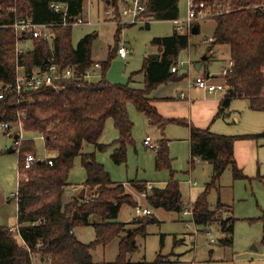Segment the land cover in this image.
<instances>
[{
	"label": "trees",
	"instance_id": "16d2710c",
	"mask_svg": "<svg viewBox=\"0 0 264 264\" xmlns=\"http://www.w3.org/2000/svg\"><path fill=\"white\" fill-rule=\"evenodd\" d=\"M83 0H0V24L10 23L15 17H29L36 23H58L60 14L54 12L51 2L68 3L69 14L83 15ZM203 1L209 8L220 4L229 10L216 13L212 19L215 26L208 45L211 51L217 45H227L232 66L222 77L227 86L219 101L213 118L227 117L232 99H246L253 111H264V0H195ZM105 5L118 6L119 0H103ZM148 14L157 20H172L178 16L177 0H150ZM198 24V22H197ZM71 25L55 24L52 40L32 38L31 49L18 58L15 53V32L12 28H0V86L12 82L17 62L27 66L41 64L46 58L62 67L78 64L83 71L96 60L92 59L94 34H86L75 46L71 43ZM148 27V25L146 26ZM119 28H116L118 32ZM208 40V39H207ZM189 35L177 33L154 37L151 44L159 51L158 59H143L140 72L143 73V87L131 86L132 76L125 84L109 82L105 78L109 62L114 55L108 50L107 57L99 61L100 77L88 80L74 78L61 82L58 90L43 88L25 92L17 103L14 92H6L0 99V122L13 123L16 111L24 112L23 131L42 136L43 147L54 156L35 161L29 168L23 167L25 156L35 153L33 139H23L13 146L18 154L16 185L17 238L10 226L0 223V264H33L36 256L39 264H94L93 250L97 245L105 246L124 230L125 235L118 242L117 256L113 261L98 264H172L163 259L160 252L152 261H130L127 254L137 249L136 237L146 236V227L159 223L152 215H142L131 220L133 227L116 221L120 206H136L130 194L124 192L121 182L114 181L109 172L95 158L96 151H105L114 146L110 157L115 164L125 162L127 148L134 144L133 123L129 118L127 105L131 103L150 123L161 131L166 123L179 119L161 117L149 97L159 84L178 82L186 74L171 72L178 54L187 48ZM117 49V48H116ZM208 57V56H207ZM200 62V61H199ZM111 119L117 132L109 144L101 143L105 122ZM189 157L208 162L212 167L211 179L190 204L192 220L196 226H207L218 221L227 235L223 244L230 243L233 233V217L223 218L220 200L210 209L208 196L212 190H219V178L230 167L234 178H245L234 158V143L239 139H256L260 134L224 135L207 128L189 125ZM14 140V144L16 145ZM168 139H159L154 150L156 169H167L170 177L165 186L147 190V182L129 180L138 192H147L146 203L152 208L169 212H181L182 195L178 181L173 178L172 159L169 157ZM91 144L93 151L83 152V145ZM79 157L85 170L83 185L93 190L89 198L79 194L64 199L65 189L70 185L68 174L74 159ZM51 161V164L48 163ZM151 211V210H150ZM92 225L94 239L82 242L75 236L77 227ZM162 240V236H161ZM39 244V245H38Z\"/></svg>",
	"mask_w": 264,
	"mask_h": 264
},
{
	"label": "rangeland",
	"instance_id": "374dc122",
	"mask_svg": "<svg viewBox=\"0 0 264 264\" xmlns=\"http://www.w3.org/2000/svg\"><path fill=\"white\" fill-rule=\"evenodd\" d=\"M91 2V1H90ZM90 3H88L89 5ZM178 19L186 17L187 0H177ZM109 6L103 0H92L91 5L85 6L83 15L90 23L72 25L71 43L73 46L86 34L96 35L92 43L91 57L94 60L103 61L107 57L108 50L114 55L106 70L105 78L109 82L125 84L132 76L131 86L141 88L143 86V73L140 72L143 59L153 54H158V47L151 44L154 37H164L173 33L174 26L171 20H154L148 27L132 25L104 23ZM122 23V22H121ZM199 31L195 34L185 28L177 33L189 35L187 48L181 50L177 61H186L180 67L178 74L187 73V83L194 78L208 72L212 80H221V71L229 65V47L217 45L208 51L209 39L215 26L212 17L198 22ZM119 28L118 32L116 28ZM119 42L127 50L126 57L118 56L117 49ZM203 55L208 56L198 71L194 66ZM188 61V62H187ZM202 62V61H201ZM98 77V76H97ZM95 81V79H93ZM214 81V82H215ZM186 83V85H187ZM186 87V86H184ZM192 87V86H191ZM179 85L175 82H168L156 90L159 94H171L176 96ZM220 96V95H219ZM129 118L131 119L132 137L134 144L127 148L125 162L115 164L110 154L114 146H109L105 151H96L95 158L105 170L109 172L114 181L121 182L124 192L130 194L133 201L140 202L143 207L151 210L152 215L159 223H151L146 227V236L136 237L137 249L127 254L130 261L147 260L152 261L160 252L163 259H168L172 264H264V136L256 139L247 138L241 140L236 146L237 152L244 157L242 164L245 178H234L230 167H227L219 178V190H212L208 196L210 209H214L218 200L223 205L222 217H233V233L230 243L223 244L226 233L215 221L207 226H196L191 215H183L184 209H189L190 204L197 195L210 182L212 167L208 162L196 161L193 170L190 172L192 181L196 184L189 188L185 180L188 179V151L184 139L188 135L186 126L177 123L165 124V136L176 140L170 141L173 144V178L178 181L182 195L183 209L181 212H169L161 208H152L146 203V198L139 196L129 184V180L146 181L151 188L163 187L170 177L167 169H156L154 166V150L143 145L142 140L149 135L152 140L159 138L160 129L129 103L127 105ZM227 117L216 118L210 126L214 133L224 135L238 134H260L264 131V111H253L248 106L246 99L235 98L231 101ZM236 117V121L233 119ZM183 117L180 119L182 120ZM21 138L33 139L35 155L38 158L54 156V152H47L43 147L42 139L35 134L22 131ZM4 141L3 151L14 144L13 137L2 136ZM19 136V133L17 134ZM117 136L111 119H107L100 142L109 144ZM169 143V151H170ZM91 144L83 145V152L93 151ZM32 153V152H31ZM9 159L15 164L3 172V180L6 185H11V191H0V222L5 226L16 224V199L13 193L16 192L18 154L11 152ZM85 170L80 163L79 157L74 159L72 168L68 174L69 186L65 189L64 199L79 194L83 189L84 198H89L93 190L83 185ZM70 186L77 189L72 191ZM141 216H135L134 207L128 204L120 206L116 221L124 222L125 228L133 227L131 220ZM16 238V232L13 234ZM125 235L124 230L108 242L105 246L97 245L92 253L94 264L102 261H113L118 252V242ZM75 236L82 242H90L94 239L92 225L77 227ZM162 236V240H161ZM18 239V238H17ZM33 264H39L36 256L32 257Z\"/></svg>",
	"mask_w": 264,
	"mask_h": 264
},
{
	"label": "built area",
	"instance_id": "2783aa9c",
	"mask_svg": "<svg viewBox=\"0 0 264 264\" xmlns=\"http://www.w3.org/2000/svg\"><path fill=\"white\" fill-rule=\"evenodd\" d=\"M91 1V2H90ZM150 0H119L118 6L114 7L109 5V10L106 13V18L104 23H110L113 25L117 24H132L139 26L149 25L150 22L157 20L152 15L148 14ZM91 5L92 0H83L82 6ZM51 8L54 12L60 14V20L58 23H36L29 17H15L12 22L0 24V28L8 27L12 28L15 32V53L17 55V60L20 56L22 57L31 49V39L38 38L43 40H52V27L55 24L58 25H82L90 23L87 19H84V16L77 15L73 16L69 14L68 3H59L51 2ZM229 10V6H222L217 4L216 6L209 8L203 1L187 0V10L186 17L184 19L174 18L171 20L175 31L183 30L184 28L190 32L192 26L207 18L213 17L216 13H223ZM122 22V23H121ZM212 40L211 38L208 41ZM127 50L122 43L119 42V47L117 48V54L124 58L126 57ZM46 60V62H45ZM43 63L27 66L25 64H19L17 62L15 67V77L12 82L3 83L0 86V99L4 98L6 92H14L16 94L17 103L23 97L25 92H34L39 91L43 88H52L58 90L62 87L60 84L63 81L82 78V79H98L100 77V62L96 61L92 63L91 66L86 68L83 71L78 70V64L71 63L66 67H62L61 64L53 60L51 55L49 58H46ZM188 62V61H187ZM186 64V61H177L170 68L171 72H178L180 67H183ZM232 66V61L229 60V65L227 68H224L221 71V75L224 76L226 72ZM98 76V77H97ZM212 76L209 74H199L197 75L192 82H189L187 88L197 87L203 89L209 93H214L220 90H225L227 88L223 83H214L211 79ZM180 97H184V92L180 91ZM25 119L24 112L19 110L16 111V119L13 123H8L5 121L0 122V131L7 137H13V135L18 134L19 136L16 139V145H19L21 138V133L23 131V120ZM41 139L42 136H39ZM144 146L150 149H157L158 144H156L150 136H145L142 140ZM46 159L36 157L35 153H29L25 156L23 167L29 168L35 161ZM48 163L51 164V161L48 160ZM18 176V173H17ZM190 184H196L195 181L188 180ZM72 191H75L77 188L75 186H70ZM150 184L147 185V190H150ZM147 192H141L140 197L145 198ZM14 198L16 199V192L13 193ZM151 211L147 207H143L140 202L134 206L135 216L148 215ZM183 215H191V207L189 209H184ZM12 232H18V227L15 224L10 227ZM39 245V244H38Z\"/></svg>",
	"mask_w": 264,
	"mask_h": 264
},
{
	"label": "crops",
	"instance_id": "0c3cea01",
	"mask_svg": "<svg viewBox=\"0 0 264 264\" xmlns=\"http://www.w3.org/2000/svg\"><path fill=\"white\" fill-rule=\"evenodd\" d=\"M158 55H159V53H158ZM158 58H159V56H158ZM96 61H98V60H96ZM203 61L201 62V60H200L201 65H202V63H204ZM201 65H200V67H201ZM200 67H199V69H200ZM194 68H195V66H194ZM195 70L198 71L196 68H195ZM205 74H208V72H205ZM222 77H224V76L221 75V80L219 82L212 80V79L211 80L213 82L215 81L214 83H223ZM143 79H144V76H143ZM187 79L188 78H187V73H186V77L184 79H182L178 82H175L176 84L179 85V89H180L178 91V94H176V96H172L171 94H169V95L159 94L156 92L158 87H160V86H162L168 82H172V81H168V82L159 84L157 87H155L149 93V97L152 101V104L155 106L158 114L161 117H163L164 119H179V120H181L180 118L183 117L181 120V121H183L182 125L186 126L188 129V135L184 139V141L187 144V151H188L187 165L189 166L188 179L185 181L188 184L189 188H191L195 184L188 183L189 179L192 180L191 177L189 176L190 172L193 170L195 162L196 161H202V160L196 158L193 160L192 164L190 162V157H189V155H190L189 154V127L188 126L193 125V126L198 127V128L210 127L214 121L213 118L217 112L219 101L223 97L227 88L225 90H220V91H217L214 93H209V92H207L203 89L197 88V87L187 88V85H188ZM186 83H187V85H186ZM184 86H186V87H184ZM180 91L184 92V97H180ZM230 104H231V102H230ZM230 104H229V107H230ZM229 107H228V111H229ZM233 119L236 121V117H233ZM169 123H176V122H169ZM166 124H168V123H166ZM164 130L165 129H163L162 131L160 130L161 136L159 138H156L155 140L158 141L159 139H168L169 140L168 141V147H169L170 141H174L176 139H174V138L170 139V138L166 137ZM0 134H2V136H5L1 131H0ZM241 140H246V139H239V140H236L234 143V158H235V161H236L239 168L242 167L243 161L245 160L244 157H241L238 154L237 149H236L237 144L239 142H241ZM3 144H4V141L2 140L1 135H0V191H11V185L12 184L11 185L5 184V182L3 180V172L2 171H4L6 169V167H9L12 164L14 165L15 161L9 159V157H8V154L11 152H6V151L2 150ZM173 149H174V147H173V144L171 142L170 143V151H169L171 155H174ZM171 159H172V163H173L174 159L173 158H171ZM204 162H206V161H204ZM16 175H17V171H16ZM16 183H17V181H16Z\"/></svg>",
	"mask_w": 264,
	"mask_h": 264
},
{
	"label": "water",
	"instance_id": "95a60500",
	"mask_svg": "<svg viewBox=\"0 0 264 264\" xmlns=\"http://www.w3.org/2000/svg\"><path fill=\"white\" fill-rule=\"evenodd\" d=\"M198 31H199V24L195 23V24L192 26L190 32L193 33V34H195V33H197ZM158 56H159L158 54H153V55H151L149 58H151V59H157ZM206 58H207V56H206V55H203V56L201 57L200 60L203 61V60H205ZM45 62H46V60H45ZM200 65H201L200 62L196 63V64H195V68L198 70L199 67H200ZM227 91L230 92L231 90L228 89ZM17 138H18V135L15 134L14 137H13V139L16 140ZM13 150H14V149H13V145H10L9 148L6 150V152H13ZM79 195H80V197H83V189H82V191L79 193Z\"/></svg>",
	"mask_w": 264,
	"mask_h": 264
}]
</instances>
